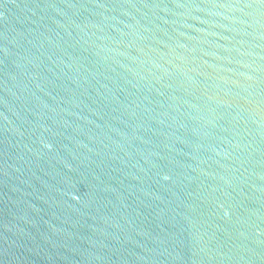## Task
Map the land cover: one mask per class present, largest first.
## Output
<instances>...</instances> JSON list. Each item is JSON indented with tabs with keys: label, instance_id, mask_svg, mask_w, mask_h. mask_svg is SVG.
Here are the masks:
<instances>
[{
	"label": "water",
	"instance_id": "1",
	"mask_svg": "<svg viewBox=\"0 0 264 264\" xmlns=\"http://www.w3.org/2000/svg\"><path fill=\"white\" fill-rule=\"evenodd\" d=\"M0 264H264V0H0Z\"/></svg>",
	"mask_w": 264,
	"mask_h": 264
}]
</instances>
